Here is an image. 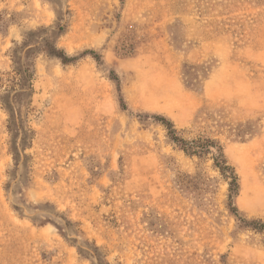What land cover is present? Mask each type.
<instances>
[{
  "label": "rangeland",
  "instance_id": "374dc122",
  "mask_svg": "<svg viewBox=\"0 0 264 264\" xmlns=\"http://www.w3.org/2000/svg\"><path fill=\"white\" fill-rule=\"evenodd\" d=\"M156 117L222 144L235 215ZM238 220L264 222V0H0V264H264Z\"/></svg>",
  "mask_w": 264,
  "mask_h": 264
},
{
  "label": "trees",
  "instance_id": "16d2710c",
  "mask_svg": "<svg viewBox=\"0 0 264 264\" xmlns=\"http://www.w3.org/2000/svg\"><path fill=\"white\" fill-rule=\"evenodd\" d=\"M30 50L24 52L25 59L28 58ZM56 54L55 56L60 58L63 64L67 63V59ZM186 75L189 70H192L189 66H184ZM188 70V71H187ZM14 77L12 82L8 85H4L3 97L1 99V107L5 108L8 113L7 129L13 136L22 132L24 135L29 133V130H25L24 122L26 120V108L29 106L28 98L33 94L32 80L33 72L24 65L18 70L13 71ZM27 96V99L25 98ZM16 106V107H15ZM157 122L164 126L167 137L173 144L175 149L181 152L185 157L189 159H197L200 161H210L214 170L218 172L221 178L227 185V199L229 211L235 215L237 213L233 206V199L239 193V177L236 174L234 168L229 164L222 144L216 140L205 136H199L192 140H185L181 138L175 130L172 122L163 117H156ZM251 133L248 134V137ZM243 141L244 139L241 138ZM242 224L243 228H247L256 233H264V222L261 220H255L245 222L244 220H238Z\"/></svg>",
  "mask_w": 264,
  "mask_h": 264
},
{
  "label": "crops",
  "instance_id": "0c3cea01",
  "mask_svg": "<svg viewBox=\"0 0 264 264\" xmlns=\"http://www.w3.org/2000/svg\"><path fill=\"white\" fill-rule=\"evenodd\" d=\"M196 107V105H195V102H194V104L192 103V105L191 106H188V109L190 110V109H194ZM170 114V113H169Z\"/></svg>",
  "mask_w": 264,
  "mask_h": 264
}]
</instances>
